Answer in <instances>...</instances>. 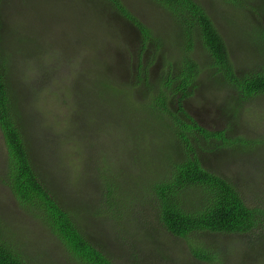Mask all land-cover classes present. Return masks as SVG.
I'll use <instances>...</instances> for the list:
<instances>
[{
    "label": "trees",
    "instance_id": "trees-1",
    "mask_svg": "<svg viewBox=\"0 0 264 264\" xmlns=\"http://www.w3.org/2000/svg\"><path fill=\"white\" fill-rule=\"evenodd\" d=\"M107 1L139 29L144 41L156 38L153 30L131 13L122 0ZM156 1L170 10L175 17L174 21L180 26L177 44L182 42V57L179 65L170 64L165 68L168 73L160 77L161 79L152 81L147 77L148 74H142L140 82L134 84H147V89L141 94L142 100L133 90V84H124V88L118 87L119 82L112 79L111 82L104 83L115 91L114 94H108L107 100L102 91L98 92L99 86L83 80L81 74L85 70H81L79 65H72L74 70L71 71L69 82L73 92L70 98L72 108L65 101L70 105V110L69 117H64L63 126L83 127L88 135L91 130L99 132L108 121L113 123L110 106H114L119 95H125L121 99L127 102L132 99L144 115L142 122L145 126L141 123L142 114L130 115L132 120L127 121L129 130L120 132L113 128L112 131L115 140L126 142L125 150L121 146L115 147L120 153H126V156L131 153L129 165L115 166L111 164V158L107 164L101 165V159L104 157H100L101 154L97 157L92 155L88 161L91 169L98 171L93 174L99 182L98 207L105 208L106 212L88 210L78 192L75 200L69 205L71 198L65 199L63 190L52 189V185H48L40 172L34 168L30 152L34 154L36 149L27 135L25 123L32 115L29 112L24 116L22 110H27L24 106L27 105L30 92L44 90L48 81L52 83L60 80L62 74L59 71L63 69V65H41L40 69H35L37 75L31 80H35V84L30 85V82L20 89L17 84L20 81L18 77L21 68L15 65H22V61L28 63L30 54L36 52L23 49L25 46H20L21 49H15L16 45L10 48L12 42H9L11 45L7 46V49L2 44L5 38L0 33V127L9 159L6 166L9 169V189L21 209L32 217H40L38 225L48 228L59 242L67 264H115L109 256L112 248L104 250L106 246L102 245V238L97 236V232L101 230L104 231V236L109 237L111 242H116L120 249L131 251L133 245L141 242L142 246L137 249L140 252V260L144 264H150L158 249L156 243L159 242L149 235L150 230L157 229L155 220L162 227L156 233L168 239L185 241L192 257L209 264H218L222 257L217 251H210L207 243L201 242L202 237L213 233H255V243H249L242 249L238 254L241 257L239 261L246 264L264 262V199L257 200L253 207L248 206L240 191L243 185L211 170L205 157L200 154V150L212 155L216 153V149L243 144L244 138L228 139L225 136L226 130L214 131L200 125L185 107L187 100L198 89V80L203 69L193 58L192 51L197 41L202 42L211 57L214 65L211 68L223 77L227 85L234 86L235 92L243 100L264 93V72L257 70L251 71L255 74H238L231 61L227 42L217 28L209 9L199 0ZM222 1H225L229 8L237 5V0ZM245 1L252 3L254 11L264 14V0ZM256 27L261 30L260 25L256 24ZM256 27L254 26V29ZM260 33L264 37V30ZM156 40L161 45L162 39ZM21 52L23 56L20 55ZM28 66L30 72L34 65ZM95 70L98 72V67ZM74 73H77L75 77ZM100 73L107 81L109 76L103 68ZM99 89L103 90L101 87ZM98 106H102L103 111H99ZM95 138L94 134L86 147L89 151L95 147L92 144ZM52 139L59 142L58 136H53L48 140V146H54L51 144ZM212 139L222 140V143L215 144ZM201 141L212 145L215 150L205 148ZM176 142L181 148L180 153L172 151ZM150 144L155 145V157L152 158H148ZM141 150L146 153L145 156ZM108 151L110 157L111 149ZM183 152L186 156H181L184 155ZM123 156L125 155H120L119 160ZM63 159L66 162L64 157ZM148 170L152 175L148 174ZM121 184L126 187H120ZM81 215L88 219L90 216H100L94 222L89 219L95 233L91 232L89 226L81 223ZM133 235L139 237L137 242L133 240ZM31 247L36 249L35 246ZM33 248L22 250L17 247L5 238L0 227V264H45L41 260L50 259L44 249L35 251Z\"/></svg>",
    "mask_w": 264,
    "mask_h": 264
},
{
    "label": "rangeland",
    "instance_id": "rangeland-1",
    "mask_svg": "<svg viewBox=\"0 0 264 264\" xmlns=\"http://www.w3.org/2000/svg\"><path fill=\"white\" fill-rule=\"evenodd\" d=\"M199 1L209 9L217 28L227 42L231 61L238 74H255L251 71L257 70L264 72V37L260 33L264 30V14L254 11L252 3L245 0H237V5H232L231 8L222 0ZM122 3L153 30L156 38L162 39L161 45L156 38L144 41L139 29L117 12L107 0H0V33L5 38V42L2 41L3 46L9 49L7 46L12 42L10 48L16 45L15 49H21L20 46H25L23 49L37 53L30 54L28 63L22 61V65H15L21 68L17 86L22 89L24 85H28L37 75L35 69H40L41 65H63V69L59 71L62 74L60 80L52 83L46 81L48 87L44 86V90L30 92L27 105L24 106L27 110L26 112L22 110L24 116L29 112L32 115L25 123L27 135L36 149L34 154L30 152L33 166L46 183L52 185V189L63 190L66 194L65 199L71 198L69 205L75 200L78 192L85 207L90 211L96 209L106 212V209L98 207L99 182L93 175L98 171L91 169L89 159L92 155L97 157L101 154L100 157L104 156L101 165L107 164L110 158L111 164L115 166L129 165L131 153L126 156V153H120L115 147L121 146L125 150L126 142L120 143L112 137L113 128L120 132L129 130L127 121L132 120L130 115L142 114L141 123L144 126L145 123L142 122L144 116L142 109L132 99L127 102L121 99L125 95H119L114 106H110L112 115L110 117L113 118L111 121L114 124L108 121L99 132L91 130L90 135L83 127L63 126L64 117H69L68 110L72 108L70 98L73 92L69 84L71 71L74 70L72 65H79L81 70H85L81 74L83 80L101 87L103 90L98 88V92L102 91L105 99H109L108 94L115 93L114 88L104 84L111 82L112 79L119 82L118 87L124 88L125 86H122L124 84H133L135 87L133 90L142 100L141 94L147 89V84L134 85L140 82L142 74H148L147 77L156 81L168 73V69L165 68L170 64L179 65L182 57L180 53L182 42L177 44L180 26L174 21V15L166 6L156 0H122ZM256 24L260 25L261 30L257 29ZM10 52L12 53L11 50ZM192 53L193 58L203 69L197 91L185 104L187 112L200 125L210 130H226L225 136L228 139L245 140L242 141L244 145L237 144L216 150L212 145L201 141L205 148L215 150L216 153L211 155L200 150V154L205 157L211 170L220 172L224 177H230L243 185L240 191L243 197L245 196L247 205L253 207L257 200L264 199V93L248 100L241 99L235 92V87L227 85L223 77L211 68L214 66L213 62L202 42H196ZM20 55L23 56V52ZM58 60L62 62H56ZM28 65H34L30 72ZM96 67L98 72L95 70ZM102 68L109 76L107 81L100 73ZM76 74L74 73V77ZM35 82L33 80L30 85ZM98 110L103 111L102 106H98ZM94 134L96 138L92 144L95 147L89 151L86 147ZM53 136H58L59 142L52 139L51 144L54 146L51 147L47 142ZM211 141L215 144L222 143V140ZM154 147V144L149 145L148 158L155 157ZM109 148L110 157L107 154L110 152ZM6 150L5 138L0 127L2 233L8 241L15 243L22 250L26 248L30 250L33 248L31 246H35L36 249L33 248L35 251L44 249L50 259L44 258L41 260L42 263L67 264L63 259L59 242L48 228L38 225L40 217H32L21 209V205L9 189L7 184L9 169L6 167L9 159ZM172 151L180 153L181 148L177 142L173 145ZM141 152L146 155L144 151ZM183 153L181 156H186L185 152ZM120 155L125 156L119 160ZM148 174L152 175L151 171L148 170ZM120 187L124 188L126 185L121 184ZM85 215L80 216L81 223L89 226L91 232L95 233L89 219L94 222L100 216H90L88 219ZM155 222L157 229L150 230L149 235L159 242L156 243L158 249L150 264H209L192 257L185 241L168 239L156 233L162 227L156 220ZM97 234L104 242L102 245L106 246L104 250L112 248L113 254L110 251L109 256L115 264H144L140 260V252L137 251L142 246L141 242H137L139 237L133 235V240L137 244L133 245L130 251L120 249L116 242H111L109 237L104 236V231H98ZM254 235L255 233L249 235L213 233L202 237L201 242L207 243L210 251L220 253L222 260L218 261V264H246L239 261L241 257L238 254L249 243H255ZM224 254L226 258L223 259Z\"/></svg>",
    "mask_w": 264,
    "mask_h": 264
}]
</instances>
